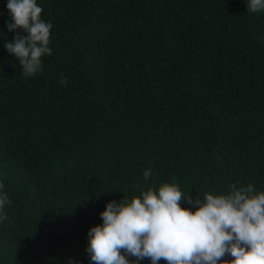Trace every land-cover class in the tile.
Here are the masks:
<instances>
[{"label":"trees","instance_id":"16d2710c","mask_svg":"<svg viewBox=\"0 0 264 264\" xmlns=\"http://www.w3.org/2000/svg\"><path fill=\"white\" fill-rule=\"evenodd\" d=\"M37 4L52 54L25 78L4 47L17 33L0 0V191L11 201L0 264H92L87 234L105 205L165 183L193 199L230 184L264 192V10L247 12L245 0Z\"/></svg>","mask_w":264,"mask_h":264},{"label":"clouds","instance_id":"9594fccd","mask_svg":"<svg viewBox=\"0 0 264 264\" xmlns=\"http://www.w3.org/2000/svg\"><path fill=\"white\" fill-rule=\"evenodd\" d=\"M245 2L247 12L264 10V0ZM7 9L8 30L17 34L4 47L25 78L35 76L42 71L41 58L52 54L53 26L41 18L37 0H7ZM60 82L67 85L63 74ZM143 175L149 179L151 169ZM182 201L196 210L182 208ZM10 204L8 194L0 191V222L8 219L4 209ZM100 218L102 224L87 234L92 264H139L144 259L151 264H264V192L251 183L230 184L227 194L205 193L195 199L175 183H165L131 200L124 196L119 203L108 202ZM226 255L233 259L225 260Z\"/></svg>","mask_w":264,"mask_h":264}]
</instances>
